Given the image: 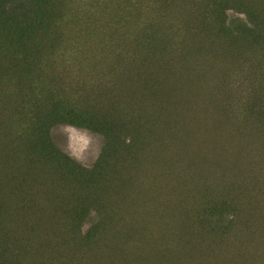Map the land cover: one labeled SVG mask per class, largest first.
Returning <instances> with one entry per match:
<instances>
[{
  "label": "rangeland",
  "instance_id": "rangeland-1",
  "mask_svg": "<svg viewBox=\"0 0 264 264\" xmlns=\"http://www.w3.org/2000/svg\"><path fill=\"white\" fill-rule=\"evenodd\" d=\"M42 1L0 0V264H264V0Z\"/></svg>",
  "mask_w": 264,
  "mask_h": 264
},
{
  "label": "trees",
  "instance_id": "trees-1",
  "mask_svg": "<svg viewBox=\"0 0 264 264\" xmlns=\"http://www.w3.org/2000/svg\"><path fill=\"white\" fill-rule=\"evenodd\" d=\"M8 3H11V7H13L12 12L16 17L20 19L21 27L24 31L30 30L31 32L34 29V22L37 19L42 18V12L41 7L43 6L42 0H7ZM29 31V32H30ZM29 32H24L25 34ZM8 51H12L11 49H8ZM68 110L66 109H59L55 108L52 112L47 113L45 116V119L43 120L40 116V118L35 117L36 121L39 123L40 120V126L39 127H45L46 123L50 122L53 118H63L64 115ZM70 111V110H69ZM72 114V113H71Z\"/></svg>",
  "mask_w": 264,
  "mask_h": 264
},
{
  "label": "bare ground",
  "instance_id": "bare-ground-1",
  "mask_svg": "<svg viewBox=\"0 0 264 264\" xmlns=\"http://www.w3.org/2000/svg\"><path fill=\"white\" fill-rule=\"evenodd\" d=\"M181 45H182V44H181ZM180 50H182L181 47H180ZM177 52H178V51H177ZM182 52H183V51H182ZM182 52H181V53H182ZM176 56H177V55H176ZM182 56H183V55H182ZM174 58H176V57H174ZM178 58H179V57H178ZM183 61H184V60H183ZM200 68H201V67H200ZM197 70H198V69H197ZM185 79H186V78H185ZM163 93H164V92H163ZM163 93H162V94H163ZM160 106H161V105H160ZM158 107H159V106H158ZM160 118H161V117H160ZM169 122H170V121H169ZM19 193H20V192H19ZM25 193H26V192H25ZM16 195H17V194H16ZM29 196H30V195H29ZM37 197H38V196H37ZM10 198H11V197H10ZM28 198H29V197H28ZM20 200H21V199H20ZM9 201H10V199H9ZM8 204H9V203H8ZM19 205H20V204H19ZM1 208H2V207H1ZM23 209H24V208H23ZM2 210H3V209H2ZM2 210H1V211H2ZM8 211H9V210H8ZM11 211H12V209L10 210V212H11ZM41 211H42V210H41ZM2 212H3V211H2ZM0 213H1V212H0ZM1 214H2V213H1ZM7 214H8V213H7ZM14 215H15V214H14ZM27 215H28V214H27ZM44 216H45V215H44ZM6 217H7V215H6ZM16 217H17V216H16ZM3 218H4V217H3ZM8 218H9V217H8ZM37 219H38V221H39V218H37ZM5 220H6V219H5ZM38 221H37V222H38ZM14 222H15V221H14ZM1 224H2V223H1ZM35 225H36V224H35ZM6 229H7V228H6ZM34 231H36V230L34 229ZM9 233H10V231H9ZM16 233H17V231H16ZM7 235H8V234H7ZM31 235H32V234H31ZM5 236H6V235H5ZM5 236H4V237H5ZM8 238H9V237H8ZM17 238H18V237H17ZM17 238H16V239H17ZM5 240H7V238H6ZM32 240H33V239H32ZM28 245H29V244H28ZM43 247H44V246H43ZM70 248H71V247H70ZM38 252H39V251H38ZM20 253H21V252H20ZM27 255H28V254H27ZM19 256H20V255H19ZM20 258H21V257H20ZM22 258H23V257H22ZM28 258H29V257H28ZM22 261H23V260H22ZM23 263H24V262H23ZM30 263H31V262H30ZM123 263H124V262H123ZM143 264H144V263H143Z\"/></svg>",
  "mask_w": 264,
  "mask_h": 264
}]
</instances>
